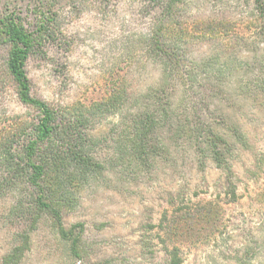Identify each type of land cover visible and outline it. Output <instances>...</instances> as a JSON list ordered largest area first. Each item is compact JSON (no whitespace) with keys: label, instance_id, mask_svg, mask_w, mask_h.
<instances>
[{"label":"rangeland","instance_id":"rangeland-1","mask_svg":"<svg viewBox=\"0 0 264 264\" xmlns=\"http://www.w3.org/2000/svg\"><path fill=\"white\" fill-rule=\"evenodd\" d=\"M5 12L29 30L47 19L49 33L35 45L25 70L32 95L55 108L89 105L116 87L129 96L124 115L136 102H147V91L160 81L149 44L163 25L186 47L181 72L210 56L211 80L219 77L234 87L241 75L249 79L264 69V3L253 0H0V16ZM226 22L228 34L192 37L202 25L223 30ZM7 50L8 43H0V115L6 122L33 118L36 111L18 101L2 71ZM242 94L232 95L230 109L220 112L216 100L208 99L198 112L204 122L228 113L245 133L248 148L234 150L231 175L209 159L200 168L189 143H173L167 129V152L150 169L112 166L110 159L100 175L74 191L71 207L61 211L63 227L73 226L68 239L42 218L19 264H170L173 247L178 264H264V87ZM118 119H96L94 133L106 138L93 151L99 158L115 154L109 138ZM9 199L0 197V264L17 230L4 218Z\"/></svg>","mask_w":264,"mask_h":264},{"label":"trees","instance_id":"trees-1","mask_svg":"<svg viewBox=\"0 0 264 264\" xmlns=\"http://www.w3.org/2000/svg\"><path fill=\"white\" fill-rule=\"evenodd\" d=\"M253 1L263 6L264 0ZM47 25L43 17L35 30H29L11 12L0 16V43H8L2 71L12 80L18 101L36 111L33 118L15 116L9 122L0 115V197L10 198L4 218L17 225V230L12 232V246L1 257V264L20 263L30 248L31 233L44 217L54 222L59 236L68 239L73 226L68 230L63 227L61 211L71 207L74 191L100 175L110 159L112 166L133 163L137 168L150 169L167 152L166 138L162 136L167 129L173 143L177 140L189 143L200 168L209 159L231 175L230 158L234 150L248 148L245 133L228 113L221 118L209 116L204 122L198 112L208 107L205 100L215 99L219 107L214 109L221 112L232 107V95L244 97L242 92L264 87L261 68L249 79L241 75L234 87L219 77L211 80L207 72L213 60L210 56L200 58V65L191 68L192 73L181 72L186 47L173 37H180L179 34L163 25L149 44L148 51L160 67V81L157 87L147 91V102L140 105L136 102L124 115L122 111L129 96L123 88L116 87L89 105L55 108L32 95L25 70L35 45L49 33ZM222 28L218 30L208 23L195 30L192 37L201 40L232 30L227 22ZM224 69L227 77H231L229 67L224 65ZM235 89L241 90L235 94ZM109 115L119 119L113 124L117 129H111L114 133L109 138L115 154L104 159L93 151L106 138L96 135L93 129L97 118ZM231 193L234 197V187ZM168 254L170 264L180 262L175 247Z\"/></svg>","mask_w":264,"mask_h":264}]
</instances>
